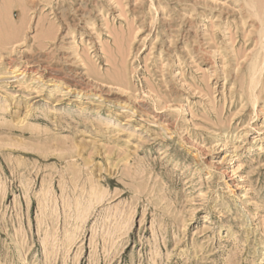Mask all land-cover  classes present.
Instances as JSON below:
<instances>
[{
    "label": "rangeland",
    "instance_id": "374dc122",
    "mask_svg": "<svg viewBox=\"0 0 264 264\" xmlns=\"http://www.w3.org/2000/svg\"><path fill=\"white\" fill-rule=\"evenodd\" d=\"M0 264H264V0H0Z\"/></svg>",
    "mask_w": 264,
    "mask_h": 264
}]
</instances>
